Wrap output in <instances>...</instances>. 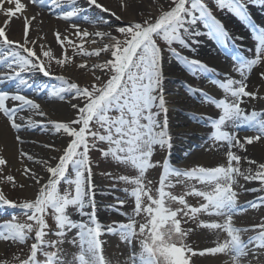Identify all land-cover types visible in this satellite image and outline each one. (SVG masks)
Returning <instances> with one entry per match:
<instances>
[{"label": "snow or ice", "instance_id": "6c2138e0", "mask_svg": "<svg viewBox=\"0 0 264 264\" xmlns=\"http://www.w3.org/2000/svg\"><path fill=\"white\" fill-rule=\"evenodd\" d=\"M29 2L68 23L72 35L81 42L77 44L68 35L56 31L54 37L62 53L59 57L54 56L50 48L45 50L44 45L29 39L30 25L36 16L25 17L22 41L10 39L6 34L10 18L17 14L23 16L26 5L21 0H0V12L5 16L4 25L0 26V84L13 86L10 90H0V114L17 133L22 128H39L69 138L66 146L59 150L61 154L51 158L54 163L18 149L22 169L17 171L33 181V185L19 183L10 174L12 165L0 151V183L11 185L13 189L36 188L32 198L21 201L7 198L0 190V215L7 213V209H17L26 217L20 222L13 212L9 219L0 221V243L19 246L20 252L11 260L0 259V264H113L104 254L102 237L105 234L118 235L128 247L129 254L123 264H194L196 256L218 254L229 258L226 264H264V217L260 223L246 227L237 226L235 222L237 216L249 209L264 207V195L244 203L239 201L241 192L264 193V162L240 154L247 152L248 146L264 142V109L249 110L245 103V98L248 103L264 100L259 89L249 90L248 83L255 68H264V26L250 25L255 45L253 55L247 56L235 43L243 37H234L204 0H167V7L161 4L155 16L129 20L126 24L121 15L99 0H86V8L81 7L78 0ZM215 2L219 9H227L241 20L250 22L249 0ZM255 2L264 5V0ZM119 7L122 12L130 9L136 12L131 0H119ZM92 9L99 12L90 16ZM105 13L121 23L113 24L102 15ZM81 23L93 24L97 30L90 32L82 28ZM197 25H202L207 36L228 51L233 60V71L239 78L225 73L221 79L216 69L197 58L183 55L174 47L189 49V41L201 34L196 30ZM103 28L108 30H100ZM89 42L97 46L88 50L84 45ZM161 42L166 47H161ZM65 45L84 57L99 59L103 53L109 58L91 65L87 61L76 63L73 56L67 55ZM36 47L40 48L39 52ZM165 51L183 64L193 77L210 79L224 94L217 98L186 83L181 85L191 95L199 93L202 103L211 104L218 110L215 118L207 115L192 117L198 123L207 122L212 129L208 141L213 148L223 150L224 162L214 167L196 165L181 169L170 162L173 134L168 120L170 101L163 70ZM53 61L62 70L69 66L90 70L92 81L81 86L69 77L55 73ZM37 73L58 81L59 86L37 84L34 78ZM259 75L264 80V71ZM24 90H31L33 96L44 94L60 101L71 96L78 101H68L75 110V118L67 121L48 118L41 103ZM22 112L28 115H21ZM242 129L253 134L240 136ZM15 140L18 144L24 143L19 134ZM101 144L107 147H99ZM43 147L54 148V145ZM157 147L168 153L162 161L153 160ZM93 150L136 173L131 176L103 173L116 182L131 186L122 189L131 198V213L122 211L128 204L126 200L116 198V204L107 206L125 216L126 222L113 221L103 225L98 219L94 162L90 157ZM25 160L40 165L48 174L47 179L35 168H30ZM242 162L248 166L242 167ZM156 168L161 171L158 182L154 183L148 179V173ZM6 171L9 174H5ZM241 179L246 183L258 182L259 187L245 188ZM177 185L184 187L180 194L172 191ZM189 197L198 198L197 204L190 203ZM72 209L87 219L73 220ZM202 216L216 219L205 220ZM49 217L54 221V227L49 225ZM197 229L216 232L215 246L193 249L188 240ZM73 230L75 234L69 240L68 235ZM219 233L224 234L223 239ZM245 233L253 234L245 240L242 238ZM50 235L55 239H49ZM65 243L77 249L71 261L64 250Z\"/></svg>", "mask_w": 264, "mask_h": 264}, {"label": "bare ground", "instance_id": "6f19581e", "mask_svg": "<svg viewBox=\"0 0 264 264\" xmlns=\"http://www.w3.org/2000/svg\"><path fill=\"white\" fill-rule=\"evenodd\" d=\"M22 3L26 5V10L23 13V16L17 14L16 17L10 18V24L6 28V34L12 40H21L23 38V29L25 23V17L31 19V17L36 16V19L32 21L30 25L29 39L36 40L38 45H44L45 50L51 49L54 53V56H61L62 49L56 43L54 33L59 31L65 35H68L70 39H73L75 43H80L81 41L77 40L72 35V29L69 28L68 23L63 20L57 19L55 14L50 13L47 9H42L39 5H32L29 0H21ZM99 2L109 6L113 11L118 15L123 17V23H127L129 20H143L148 18L150 15L155 16L157 14V9L161 4H164L167 7V0H131L133 7L136 9L134 13L131 9L127 12H122L119 7V0H99ZM78 3L81 7H87L86 0H78ZM6 7H14L13 5H4ZM248 12L250 16V22L243 21L241 18L234 15L227 17L226 15H221L219 19L224 23L227 30L234 36L243 37V39L236 40L235 43L239 45L243 50L245 55L252 56L254 53L255 42L253 40V35L245 27V24H255L258 26H264V5L260 3H252L251 6H248ZM99 10L92 9L89 12L90 16L97 14ZM105 18L110 19L113 24L119 25L121 22L115 21L114 17H110L107 13L102 14ZM5 16L0 12V26L4 25ZM82 28H86L90 32L97 30V27L89 23H81ZM100 30L107 31V28ZM201 34L199 36L193 37L190 42L196 45L193 54H185L189 57H195L203 61L205 64L217 70L219 73V78H223L225 73L232 75L235 78H239L238 74L233 71V60L232 57L228 59L221 58L212 50V45L203 39V35L207 33V30L202 27V25H197L196 28ZM43 37L44 39H41ZM195 41V42H194ZM97 45L85 43L84 47L88 50L95 48ZM67 48V55H74L72 48L68 45H65ZM222 49V47L219 45ZM218 49V47H216ZM248 49H252V52H249ZM36 51H40L39 47H36ZM78 55V54H77ZM103 57L101 60H93L82 56V59L76 63L87 61L89 65L93 63H100L106 60L108 55L101 54ZM96 58V57H92ZM70 69L61 74L73 79V81L78 82L80 85H87L92 81V75L90 70H77L74 66H69ZM163 70L165 74V90L167 93V98L169 99V113L168 120L170 131L173 134V148L171 149V154L169 156L170 162L178 167H183L189 164L203 165V166H214L219 163L224 162L223 150H217L211 146L210 141H208V136L211 129L207 128L206 121H200L199 123L192 119L194 115H207L211 117H216L218 110L214 108L211 104H206L201 102V96L199 93L191 95L188 92L182 90L178 85L186 83L195 87L198 83L199 89L204 90L205 92L211 94L214 97L220 98L224 94L217 86L213 85L210 82V79L206 80L203 77H193L187 71L180 68L178 61L169 60L164 56L163 59ZM264 71V68L257 67L249 76V90L255 91L256 88L260 87V95L264 93V80H261L259 73ZM98 75V74H97ZM35 80L37 84H47L48 86H59V82L53 79L43 77L41 74H35ZM13 86L11 84L3 85L0 84V90H10ZM29 96H32L41 103L44 111L48 113V118L57 121H67L73 118L75 110L71 108L70 103H77L78 101L73 100L72 98L67 97L66 101H60L55 98H48L44 94L39 96H33L31 90H24ZM246 106L249 110L255 108L256 110L264 109V102L252 101L248 103L247 98H245ZM11 106V105H10ZM21 115L27 116V112H22ZM37 120H43L41 117H33ZM51 126L49 125V128ZM247 130V129H246ZM240 136L252 135L250 131H240ZM245 132V133H244ZM19 134L24 143L18 144L15 140V136ZM69 138L61 134H56L52 131L43 130L39 128L26 130L22 128L19 133H16L15 130L11 129L9 123L5 117L0 116V151L6 156L12 165L11 168L22 169V165L18 158V149H23L29 154H33L37 159H48L52 161V157H58L61 152L59 151L66 146V143ZM49 144L54 145V148H45L43 145ZM185 153H188L185 155ZM241 155H246L251 159H255L258 162H264V142L255 143L254 145L247 147V152L240 153ZM165 157V156H164ZM25 163L30 168H35V170L42 176L44 179H47L48 174L41 168L40 165L34 164L30 161L25 160ZM248 165L242 162V167H247ZM158 170V169H157ZM157 173V171H156ZM160 173V172H159ZM22 178V177H21ZM25 184L33 185L34 182L23 177ZM241 184L245 188H254L259 187L258 182L246 183L241 179ZM93 182L96 186L95 188V200L97 202V216L103 225L109 224L105 218L110 214V209L108 205H114L115 203L111 200L108 201L106 198L105 183L100 180L97 176L93 175ZM36 188L34 186H28L25 189V195L27 197H33ZM264 193L258 192H243L241 200H252L258 195H263ZM90 211V209H88ZM1 211V210H0ZM264 217V209L256 211L254 213H247V218L249 219V225L260 223L257 218ZM246 217H241L240 219H245ZM239 221V220H238ZM251 233L244 234L243 239H247ZM220 239L224 238V234L219 233ZM195 240H199L200 247L197 246L195 250H202L204 248L213 247L214 242L217 239V233L214 231H205L197 232L194 235ZM115 243L113 240H109V244L106 246L107 250L115 252L114 248ZM206 245V246H202ZM113 249V250H112ZM204 259L203 264H225L223 256H212L208 257L206 255L202 257ZM196 259V258H195ZM198 259V258H197ZM227 262V261H226ZM122 264V263H121Z\"/></svg>", "mask_w": 264, "mask_h": 264}, {"label": "rangeland", "instance_id": "374dc122", "mask_svg": "<svg viewBox=\"0 0 264 264\" xmlns=\"http://www.w3.org/2000/svg\"><path fill=\"white\" fill-rule=\"evenodd\" d=\"M204 2L209 6V8L211 9L213 15L219 19V17H221V15H226V16H230V12L227 11V9L221 10L217 7V4L215 2V0H204ZM252 3H256L255 0H249L248 2V6H251ZM161 47H166L163 42H161ZM174 47H177L179 51L182 52L183 54V49H180L177 45H174ZM107 55V54H105ZM74 57L75 61H79L80 59H82L81 55H77L74 53V55H71ZM164 56L167 57V59L169 60H175V58L171 57L167 51H165ZM103 57V55H101L99 57V59L101 60ZM88 59L91 58L93 60H99L97 58H92V57H87ZM107 59L109 57H106ZM183 65V64H182ZM71 67H67L66 69H61L58 65L55 64V62L53 61L52 63V70L57 73V74H61V72H65L66 70L70 69ZM97 74L100 75V72L97 71ZM107 77H104V79H106ZM71 81H73V79H70ZM83 86V85H81ZM179 87L182 88V90L184 89L185 91H187V89L185 87H182L181 85H178ZM191 86V85H190ZM260 87L256 88L259 89ZM262 96H264V93H261ZM69 98H71V96H68ZM264 102V100H262ZM73 118H75V114L73 115ZM99 147L101 148H106L107 145L106 144H101L99 145ZM165 153V150H161L159 149V147H157L156 152L154 154L153 160H160L163 157V154ZM90 157L92 159V161L94 162V167H93V174H95L96 176H98L100 178V180L104 181L106 188L108 189V191H105L106 193V198L109 200H111L112 202H114L116 204V198H119L121 200H126L128 201V204H126L124 206V208L122 209L123 212H127V213H131L132 211V201L131 198L124 192L122 191V189H124L125 187H131L129 185H125L122 182H116L114 181L112 178H110L109 176L103 175V173H111L113 176L116 175H135V171L133 169L130 168H125L124 166H118L114 161L110 160V159H105L101 156V153L99 151H95L93 150L90 153ZM33 163V162H32ZM193 166H196L195 164H189L186 166H183L181 168L183 169H187V168H191ZM216 166V165H214ZM212 166V167H214ZM207 167H211V166H207ZM158 169V168H156ZM156 169L154 170H150L148 173V179H151L154 181V183L158 182L157 181V173H156ZM5 174H9L7 171ZM10 174H12L13 176L16 177V179L19 181V183H23L25 184L24 180H22L23 176H21L20 172H18L16 169L11 168L10 170ZM22 177V178H21ZM242 182V180H240V183ZM195 183V182H193ZM115 184V187H113V185ZM27 185V184H25ZM197 187H201V185L197 184ZM63 187H66V185H63ZM27 187H25L24 189H21L19 187H16L15 189H13L11 187V185L8 184H2L0 183V190L3 191V193L5 194V196L11 200L14 201H21L25 198H31V197H27L24 193H25V189ZM105 188V189H106ZM184 190V187L182 185H177L174 189H172V191L176 194H180L182 191ZM243 193V192H241ZM240 193L239 196V201L242 197V194ZM189 202L192 204H197L198 202V198H193V197H189L188 198ZM263 207L258 208V209H249L247 212L248 213H252L253 211L255 212L262 210ZM20 212V211H19ZM18 211H16L15 213L17 214L18 220L20 222H24L26 220V217L21 215ZM110 213L111 215L108 216V221L110 223H112L113 221H122V222H126V217L123 215H120L117 211L110 209ZM75 214H78L74 209L71 210V217L73 220L79 221L82 220L80 219L78 216L75 217ZM9 216V215H8ZM120 217V218H118ZM241 216L236 217L235 221L237 220H242L240 219ZM242 217H246L243 221H249V219L251 218H247V213L242 215ZM203 219L205 220H210L212 219L211 217H207V216H202ZM262 218V217H261ZM261 218H257V220L254 219V221H260L261 222ZM9 219L8 218H2L0 219L1 221ZM139 219V218H138ZM48 223L49 225L54 227V221L51 219V217L48 218ZM204 232L205 231H211L208 229H197L195 233H193L188 240V243L193 247V249H196L197 246L200 247L199 244V240H195L194 235L197 234V232ZM75 234V230H73L72 233H69L68 235V239L70 240ZM105 237H102V239L106 242L104 244V254L106 257H108L109 259H111L113 261V264H116L117 260L120 261V264H123V261L125 260V258L127 257V255L129 254V249L128 247L122 243L120 241V238L118 235H104ZM49 239H55L54 236H49ZM109 240H113V243H115L114 248L116 249L115 252L111 251V250H107L106 246L109 244ZM32 241L30 240L29 243H31ZM202 246H206V245H202ZM112 249V250H113ZM64 250L67 253L68 259L69 261H71V258L73 256V254L76 253L77 249L75 247H73L72 245L65 243L64 245ZM138 247H137V251H138ZM25 251H27V249L25 248ZM15 254H20L19 252V246H10L8 243H0V259H4L7 258L9 260L12 259L13 255ZM208 257H212L210 255H207ZM216 256H223L224 257V262L226 264V261H228V257L222 254H218ZM206 257V256H205ZM196 258V259H195ZM198 258V259H197ZM194 260V264H203L204 263V259L201 256H196L193 258Z\"/></svg>", "mask_w": 264, "mask_h": 264}]
</instances>
